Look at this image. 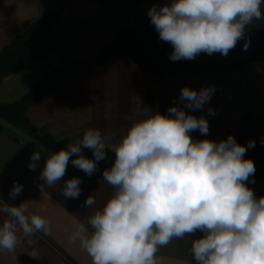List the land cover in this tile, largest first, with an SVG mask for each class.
I'll return each mask as SVG.
<instances>
[{
	"label": "clouds",
	"instance_id": "1",
	"mask_svg": "<svg viewBox=\"0 0 264 264\" xmlns=\"http://www.w3.org/2000/svg\"><path fill=\"white\" fill-rule=\"evenodd\" d=\"M262 5L264 0H171L153 5L147 15L159 39L172 46L169 59L175 62L201 53L227 56L245 38L253 20L264 19ZM215 90L214 85L198 91L185 86L179 97L184 107L171 106L167 114L143 105L112 146L114 163L102 173L112 195L87 225L77 223L68 241L78 242L92 264H156L160 247L197 231L203 236L192 240L190 247L197 264H264V196L257 198L248 187L256 169L254 161L245 158L255 141L245 146L231 134L218 142L191 135L199 131L206 137L209 122L185 108L203 109ZM207 111L215 115L212 108ZM107 141L101 130L88 128L67 148L48 153L41 146L31 154L28 167L34 171L45 153L41 191L59 184L69 162L90 177L106 160ZM82 149L90 150L93 158ZM81 183L80 177L68 179L60 192L78 199ZM22 192L23 185L14 183L9 196L15 199ZM94 204L91 195L84 201L87 208ZM0 211L9 217L0 224V251H15L20 232L25 237L50 232L49 221L30 212L28 201ZM37 255L33 250L32 257Z\"/></svg>",
	"mask_w": 264,
	"mask_h": 264
},
{
	"label": "crops",
	"instance_id": "2",
	"mask_svg": "<svg viewBox=\"0 0 264 264\" xmlns=\"http://www.w3.org/2000/svg\"><path fill=\"white\" fill-rule=\"evenodd\" d=\"M165 3H171V0H146L142 5L162 6ZM58 9L64 10L66 19L72 15V28L78 26L84 30L72 39L68 38L70 41L63 47L64 54L73 51H85L83 55L99 53L105 44L115 39L123 26L133 21L131 13L110 11L96 0H0V48L33 20ZM57 26L61 29L69 27L59 21ZM257 29H264V19L253 20L246 34ZM53 68L44 70L37 64L28 72L11 74L6 82L13 79L18 84L23 81L24 88L14 97H0V101L16 99L35 79L47 75ZM211 85L216 90L203 109L193 112L185 108L186 112L204 116L209 122L208 135L205 137L195 131L191 133L194 138L218 142L224 139L226 128L238 122L244 113H264V61L237 69L147 77L144 69L131 58L113 57L82 76L67 80L58 92L32 104L28 115L33 122L59 138L67 136L81 140L86 129L97 128L105 137L121 140L143 105L159 112L174 105L184 107L179 101L183 87L198 91ZM209 107L215 115L208 114ZM16 130L24 138L20 142L0 132V209L28 201L30 212L49 221L50 232L47 235L37 232L30 237L18 233L20 244L13 252L0 251V264H92L78 242H68L69 237L78 222L87 225L88 218L102 208L113 189L104 178L81 179L79 198H66L60 188L71 178L65 175L59 184L44 186L41 191L39 186L43 181L39 179V173L45 166V153L37 161V168L30 170V156L41 150L40 145L21 130ZM14 183L22 184L23 192L12 199L9 192ZM89 195L94 197L95 204L87 208L84 201ZM8 218L0 211V224ZM202 236L203 233L197 231L189 238H174L167 246L158 249L156 264H197L190 252L191 241ZM33 250L38 253L36 258L32 257Z\"/></svg>",
	"mask_w": 264,
	"mask_h": 264
},
{
	"label": "trees",
	"instance_id": "3",
	"mask_svg": "<svg viewBox=\"0 0 264 264\" xmlns=\"http://www.w3.org/2000/svg\"><path fill=\"white\" fill-rule=\"evenodd\" d=\"M111 11L131 13L133 21L124 26L115 39L103 46L100 53L85 55L75 59L70 54L61 58V64L46 77L35 80L29 89L19 98L12 101H0V132L15 141L24 139L16 130H21L48 153L67 148L75 144L71 138H59L45 127L39 126L28 115L29 107L42 98L58 92L69 79L77 78L94 67L104 64L113 57H129L140 65L147 77H158L166 73L187 72L205 73L214 70L237 69L246 64L264 61V29L249 31L244 40L238 42L227 56L219 53L207 55L201 53L192 60L171 61L169 55L172 46L159 39L154 25L147 15L153 5H142L146 0H96ZM157 5V4H155ZM160 6V5H157ZM61 9L45 13L33 20L22 32L15 35L0 49V84L6 77L25 69L31 62L52 53L55 47L48 43L54 31V21L62 15ZM248 43L245 50L244 45ZM167 114V111H161ZM9 125V126H8ZM11 126V127H10ZM264 113L253 115L244 113L239 121L237 142L247 146L249 140L255 141L254 148H248L245 158L255 163V173L248 187L256 195L264 196ZM83 154L93 158V153L82 149ZM106 160L98 163V170L87 176L74 167L71 162L67 166L66 176L81 179L103 178L104 170L110 169L115 160L113 147L106 148ZM75 158V157H73Z\"/></svg>",
	"mask_w": 264,
	"mask_h": 264
},
{
	"label": "rangeland",
	"instance_id": "4",
	"mask_svg": "<svg viewBox=\"0 0 264 264\" xmlns=\"http://www.w3.org/2000/svg\"><path fill=\"white\" fill-rule=\"evenodd\" d=\"M98 2V1H97ZM99 3V2H98ZM100 4V3H99ZM102 5V4H101ZM104 8H106L104 5H102ZM106 9H108V8H106ZM62 10V9H61ZM109 10V9H108ZM63 11V13H62V15L60 16V17H58L55 21H54V31H53V33L49 36V38H48V43L49 44H51V45H53L54 47H55V50L52 52V53H50V54H47L46 56H43V57H41V58H39V59H37V60H35V61H33V62H31L25 69H23L22 71H20V72H18V73H22V72H25V71H30L29 69H32V68H34L35 66H37V64H38V66L39 67H43L44 68V70L45 69H49L50 67H54V68H56L57 66H59L60 64H61V58H62V56L63 55H65V54H70L72 57H74L75 59H79V58H81V57H83V56H85V55H83V52H85V51H79L78 53L77 52H75V51H73V53H63V47L65 48L66 47V45H67V42L68 41H70L69 39H72V37H74L76 34L78 35L79 33H81V32H83L84 30H82L83 28H79L78 26H76V28H72L71 26H73V19H72V15L71 16H69V17H67V19L63 16V14H64V10H62ZM111 11V10H110ZM113 12H115V11H113ZM117 13H120V12H117ZM64 17V18H63ZM60 19H61V22H60ZM124 19H125V16H124ZM62 20H65L64 22H62ZM66 20H70V21H66ZM59 21V23L60 24H65V26L66 25H68L69 27H63L62 29L59 27V26H57V22ZM80 21V20H79ZM75 22H77V21H75ZM72 24V25H71ZM76 24H78V22L76 23ZM130 24V23H129ZM128 25V24H127ZM126 26V25H125ZM124 27V26H123ZM122 29V28H121ZM120 32V31H119ZM118 32V33H119ZM85 33V32H84ZM69 38V39H68ZM68 39V40H67ZM56 41V42H55ZM109 43H111V42H109ZM108 44V43H107ZM5 45V44H4ZM3 45V46H4ZM58 45V46H57ZM106 45V44H105ZM2 46V47H3ZM1 47V48H2ZM58 47V48H57ZM0 48V49H1ZM103 48V47H102ZM101 52V51H100ZM99 52V53H100ZM90 54H92V53H90ZM86 55H88V54H86ZM53 68V69H54ZM52 69V70H53ZM51 70V71H52ZM18 73H14V74H18ZM13 74V75H14ZM49 74V73H48ZM47 74V75H48ZM47 75H44L43 77H41V78H44V77H46ZM10 76V75H9ZM8 76V77H9ZM8 77H6L5 79H4V81L0 84V97H2V98H11V97H14V96H16L17 94H18V91H21L24 87V84H22L21 82H23V81H21L20 83H18V84H16V82H15V80H8L7 82H6V79L8 78ZM38 79H40V78H38ZM38 79H35V80H38ZM34 80V81H35ZM33 81V82H34ZM32 82V83H33ZM31 83V84H32ZM30 87V86H29ZM29 89V88H28ZM27 89V90H28ZM26 89H25V91L23 92V93H21V95H23L26 91H27ZM21 95H19V97L21 96ZM19 97H17V98H19ZM16 98V99H17ZM13 100H15V99H13ZM7 101H12V100H7ZM239 121H240V119L238 120V122L237 121H235V122H233V123H231L230 124V126L229 127H227L226 128V130H225V134H224V139H226L227 137H228V135H233L235 138H236V141H237V137H238V133H239ZM66 137V136H65ZM61 138H63V137H61ZM69 138H71V137H69ZM118 140H111V139H109L108 138V141H107V143H108V145L110 146V147H112V146H115V145H117L119 142H120V140H119V138H117ZM71 140H72V142H79L80 140H79V138L78 137H74V138H71ZM256 196H258V195H256Z\"/></svg>",
	"mask_w": 264,
	"mask_h": 264
}]
</instances>
